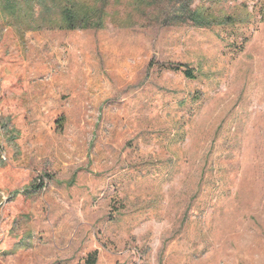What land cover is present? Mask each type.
<instances>
[{"label": "rangeland", "instance_id": "obj_1", "mask_svg": "<svg viewBox=\"0 0 264 264\" xmlns=\"http://www.w3.org/2000/svg\"><path fill=\"white\" fill-rule=\"evenodd\" d=\"M3 7L0 264H264L257 5L71 30Z\"/></svg>", "mask_w": 264, "mask_h": 264}, {"label": "trees", "instance_id": "obj_2", "mask_svg": "<svg viewBox=\"0 0 264 264\" xmlns=\"http://www.w3.org/2000/svg\"><path fill=\"white\" fill-rule=\"evenodd\" d=\"M249 0H1L6 18L22 14L40 26L71 30L102 29L108 23L115 27L134 25L210 27L211 25H245L255 18L264 22V0L253 6ZM37 9V18L34 17ZM29 15V16H28ZM184 74L193 77L192 70ZM86 264H92L87 260Z\"/></svg>", "mask_w": 264, "mask_h": 264}]
</instances>
